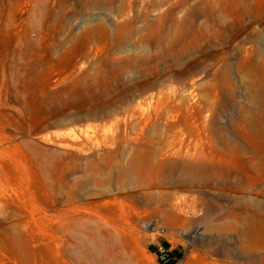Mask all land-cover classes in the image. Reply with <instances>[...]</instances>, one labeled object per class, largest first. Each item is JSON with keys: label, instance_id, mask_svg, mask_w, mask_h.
Wrapping results in <instances>:
<instances>
[{"label": "rangeland", "instance_id": "obj_1", "mask_svg": "<svg viewBox=\"0 0 264 264\" xmlns=\"http://www.w3.org/2000/svg\"><path fill=\"white\" fill-rule=\"evenodd\" d=\"M252 59L264 0H0V264H264L231 226L264 203ZM203 150L232 172L193 191Z\"/></svg>", "mask_w": 264, "mask_h": 264}, {"label": "bare ground", "instance_id": "obj_2", "mask_svg": "<svg viewBox=\"0 0 264 264\" xmlns=\"http://www.w3.org/2000/svg\"><path fill=\"white\" fill-rule=\"evenodd\" d=\"M243 14L241 12L240 16ZM252 69L254 70H264V62L259 63L258 61L252 59L251 61ZM258 140H256V137L251 135L250 133L247 134V138L253 143L252 146V152L253 155L251 156H245L244 153L241 155V161L243 162L244 169L246 170L247 174L250 178V183L254 184L256 179H263L264 178V117L260 121V129L258 131ZM197 157L194 158L193 161H191L188 166L192 170L191 175V184L192 190L196 191L197 183L196 180L201 178L205 180V182L208 183L209 180L215 178V177H223L224 175H230L231 169L229 171L224 172L223 169L220 167L219 164H213L211 163L210 157L207 156L205 150L201 152H197ZM235 188L241 190V184L237 183L234 185ZM198 194V193H197ZM199 196L205 197L202 198L203 200L210 199V200H220V197H212L209 194L205 193H199ZM199 197L194 196V200H198ZM162 199L165 202H169V205L171 206V209L173 212H176V210L179 211V207L172 203V196L169 192H163L162 193ZM193 200V201H194ZM249 215L246 221V225L244 227H240L238 224L231 225L232 228L237 229L239 233L244 238L242 248L243 251L246 253H251L255 251L259 246L264 245V213H261V211H264V203L259 201H252L250 202L248 206ZM241 211L242 208L235 207L229 212H227L225 215L229 217H236L238 219H241ZM224 215V216H225ZM2 222V221H1ZM202 224L198 227L201 228ZM198 228L195 229L192 234L187 233L186 237L191 240V242L194 241L195 234L198 231ZM207 230H210L208 228ZM5 240L0 238L4 242V245L11 249L13 252L18 251V235L15 232H8L6 236L4 237ZM80 246V245H79ZM79 251H75V258L74 262L72 261V264H86L82 259L79 258L78 255ZM97 263V262H96ZM100 264H113L111 260H108L105 262H100Z\"/></svg>", "mask_w": 264, "mask_h": 264}, {"label": "built area", "instance_id": "obj_3", "mask_svg": "<svg viewBox=\"0 0 264 264\" xmlns=\"http://www.w3.org/2000/svg\"><path fill=\"white\" fill-rule=\"evenodd\" d=\"M158 256L162 262H167L170 259V252L164 246H159Z\"/></svg>", "mask_w": 264, "mask_h": 264}]
</instances>
